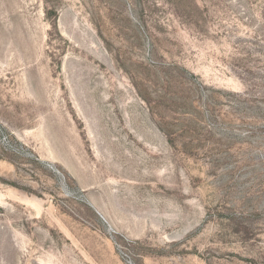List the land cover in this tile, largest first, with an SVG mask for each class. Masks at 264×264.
I'll return each mask as SVG.
<instances>
[{
    "label": "rangeland",
    "instance_id": "rangeland-1",
    "mask_svg": "<svg viewBox=\"0 0 264 264\" xmlns=\"http://www.w3.org/2000/svg\"><path fill=\"white\" fill-rule=\"evenodd\" d=\"M0 264H264V0H0Z\"/></svg>",
    "mask_w": 264,
    "mask_h": 264
}]
</instances>
